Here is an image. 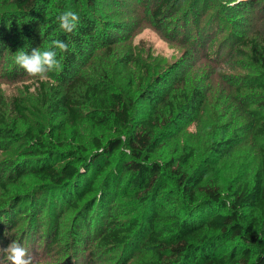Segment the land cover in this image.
Returning <instances> with one entry per match:
<instances>
[{
	"label": "rangeland",
	"instance_id": "1",
	"mask_svg": "<svg viewBox=\"0 0 264 264\" xmlns=\"http://www.w3.org/2000/svg\"><path fill=\"white\" fill-rule=\"evenodd\" d=\"M162 1L97 0L95 14L98 25L94 31L97 41L85 49V55L67 77H64L60 58L61 68L50 73L47 79L29 78L14 62L15 53L22 49L18 42L20 37L11 36L8 46L12 49L0 56V116L5 120L0 122V127L14 129L20 139L1 144L0 176L2 170L6 174L2 176L5 185L0 186V210L16 194L30 190L47 203L42 206L36 204V212L28 202L11 204L5 209L6 213L0 212L4 226L0 234V249L16 241L33 258V264L149 263L151 252L148 248L142 247L132 253L124 247L99 246L100 231L97 227L100 223L97 219H105L103 229L111 215L119 225H127L136 219H143L144 225L147 223L149 204H140L132 195V188L127 186L129 175L122 167L123 156L130 154L126 147L128 133L150 109L144 93L156 78L174 71L171 68L175 63H179V67L172 73L178 75V79L170 86L160 87L164 89L161 90L164 91V99L157 104V111L165 110L166 115L169 114L162 121L175 119L183 110L186 113L176 118L180 121L178 136L162 140V147L150 157L151 161L163 162L188 152V147L194 148L195 155L189 168L182 170L203 177L201 188L217 187L228 206L237 187L253 184L264 156V136L254 133L257 118L264 116V90L260 88L264 84V0H177L157 17L154 12ZM62 4L67 11L74 10L68 2ZM12 9L9 0H0V18ZM49 10L63 11L57 7L56 0L52 1ZM117 25L120 29L114 27ZM108 35H111L110 40ZM79 78L86 84H98L104 80L103 87L122 94L130 110L131 122L126 133L121 135L124 144L120 152L92 165L97 177L93 181V190L88 192L91 177L90 173L87 175L88 184L82 185V192H87L84 200L74 196L72 202L77 207L63 203L62 208H53L61 201L63 192L42 188L31 170L20 177L12 169L17 163L25 164L23 160L29 157L33 160L40 157L39 154H27L31 151L29 145L35 142L28 140V130H34L35 134L44 132L43 140L49 142L60 134L59 125L66 122V115L55 114L50 101L54 92L65 91L67 85ZM76 90L79 94L85 87L78 86ZM184 95L192 98L191 101H183ZM15 98L22 99L26 106V120L16 112ZM166 102H171L172 108ZM81 108L87 112L88 106L83 104ZM55 126L58 128L53 130ZM72 131L67 123L61 139L71 140ZM79 131L88 151L94 137L107 141L116 134L115 131L96 129L87 117L80 124ZM227 141L229 151L224 156H216L219 142L224 145ZM59 158L50 161L56 168L67 162V159L59 161ZM106 161L110 165L105 164ZM119 174L121 183L119 187L112 185L114 190L106 203L107 211L100 212L94 205V198L98 200V192L106 180L110 182ZM168 184L157 200L161 205L157 207L160 214L173 215L176 212L183 216L184 212L204 208L206 195L203 190L195 189L199 200L191 203L180 185ZM49 202L50 207H47ZM88 204L94 208L86 219L82 214L86 213ZM226 209L220 210L224 212ZM208 210L205 209L206 216L209 215ZM10 220L18 222L11 225ZM166 226L169 225L161 222L160 227ZM56 231L57 239L54 240ZM227 246L218 255L229 254L231 243ZM0 264H10L2 252Z\"/></svg>",
	"mask_w": 264,
	"mask_h": 264
},
{
	"label": "trees",
	"instance_id": "2",
	"mask_svg": "<svg viewBox=\"0 0 264 264\" xmlns=\"http://www.w3.org/2000/svg\"><path fill=\"white\" fill-rule=\"evenodd\" d=\"M9 1L13 9L5 12L0 18V56L12 49L8 46L11 36L19 35L18 42L28 53L38 47L44 50L52 40L60 39L68 44L66 52L57 50V58L62 59L64 77H67L78 64V60L85 55V49L91 48L97 41L94 33L98 25L95 14L97 0H56L57 7L62 9V12L66 10L62 3L68 2L70 7H74L73 12L79 17V23L71 33H65L59 28L56 21L59 11L50 12L53 0ZM176 1H162L155 9L154 15L159 17ZM114 27L120 29L119 25ZM110 38L111 35H108L107 39L110 40ZM178 67L179 63H175L171 70L175 71ZM174 71L156 78V81L144 93L143 96L150 104V109L135 122L133 130L128 133L126 147L130 154L123 156L122 167L129 175L127 186L132 188V195L140 204H149L147 223L144 225L143 219L142 221L136 219L127 225H119L116 224V218L111 215L106 228L103 229L102 223L105 219L99 217L97 219L100 223L97 227L98 232L100 231L99 246L124 247L132 253L142 247L148 248L151 252L148 264H264V156L260 168L255 173L253 184L237 187L233 192V201L230 206L223 201L217 187L203 186L201 188L203 177H196L194 173L188 174L182 170V168L186 170L189 168L190 160L195 155L194 148L188 147V152L175 158L170 157L163 162L151 161L150 157L162 147V140H171L178 136L180 121L176 118L186 113L183 110L175 119L167 118L162 121L169 114L166 115L165 110L157 111V104L164 99L162 93L164 91H161L164 89L160 87L170 86L178 79V75L172 73ZM100 82L86 84L79 78L67 85L65 91L54 92L50 101L52 111L58 116L61 113L66 115V122L59 125L60 134L49 142V140H43L44 132L35 134L34 130H28V140L35 142L29 145L31 151H27V154L28 156L39 154L40 157L35 160L29 157L28 160H23L25 164L17 163L12 169L14 174L20 177L31 170L30 173L39 180L42 188L63 192L61 201L53 208H62L63 203L77 207L76 203L72 202V197L76 196L84 200L87 192H82V185L88 184L86 179L89 173L91 181L86 191L93 190V181L96 180L97 175H94L92 165L104 157L108 159L115 156L124 144L121 135L126 133L131 122L129 107L124 103L122 94L110 92L108 88L103 87L104 80ZM78 86H84V92L77 94ZM260 88L264 90V84H261ZM184 96L183 101L189 99L186 95ZM13 103L18 115L26 120L27 108L22 99L15 98ZM166 103L172 108L171 102ZM83 104L88 106L87 112L82 110ZM86 117L96 129L115 131V136L107 141L94 137L92 147L88 151L83 146L79 133V126ZM4 121L0 116V122L4 123ZM67 123L73 128L71 140L68 141L70 143L66 139H61L60 136ZM56 128L58 127L55 126L53 130ZM254 133L264 136V116L257 118ZM19 139L14 129L0 127V149H2L1 144H10ZM228 142L224 145L219 142L216 156L226 155L230 147L226 146ZM59 146H62L60 150L57 149ZM91 151L95 152L89 156ZM55 157H60L59 161L67 159V162L61 168H56L50 162ZM105 164L110 165V162L106 161ZM103 170L102 167L101 171ZM5 174V170H2L0 186L5 185L2 179ZM120 176L121 174L114 178L110 177L112 179L110 182L106 180L102 187L103 191L98 192V200L94 198L96 199L94 205L100 212L107 211L106 203L114 190L112 185L116 184L119 187ZM168 182L180 185L191 203H197L199 200L195 189L203 190L206 195V200L203 202L204 208L199 211L184 212L183 216L176 212L173 215L160 214L157 207L161 205L157 200L163 189L168 187ZM38 197V194L36 195L32 190L16 194L5 203L0 212L6 213L5 209L11 204L19 205L26 202L32 203L36 212L38 210L36 204L42 206L43 203H47L44 198L40 200ZM94 205L85 208L86 213L82 216L87 219V214ZM47 207H50V202ZM205 209H209L208 216L205 214ZM220 209H226V211L222 212ZM17 222L10 220L11 225ZM161 222L169 226L160 227ZM80 226L83 225L80 223ZM3 228V222L0 221V234L3 233ZM166 230L168 231L165 235ZM57 233L58 231L55 232L54 240L57 239ZM228 243H231V248L229 246L228 249L229 254L224 252L218 255L223 248L228 247Z\"/></svg>",
	"mask_w": 264,
	"mask_h": 264
},
{
	"label": "clouds",
	"instance_id": "3",
	"mask_svg": "<svg viewBox=\"0 0 264 264\" xmlns=\"http://www.w3.org/2000/svg\"><path fill=\"white\" fill-rule=\"evenodd\" d=\"M56 21L63 32L71 33L76 29L79 17L75 12L69 10L59 13L56 16ZM57 50L66 52L68 44L63 40L54 39L44 50L38 47L28 53L21 49L15 53L14 62L29 78L45 80L50 73L61 68V63L57 58ZM0 252L5 254L10 264H33V258L16 241H12L7 248L0 249Z\"/></svg>",
	"mask_w": 264,
	"mask_h": 264
}]
</instances>
